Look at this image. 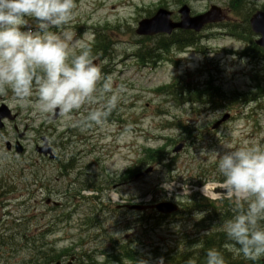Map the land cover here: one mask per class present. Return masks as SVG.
Masks as SVG:
<instances>
[{"label":"rangeland","instance_id":"374dc122","mask_svg":"<svg viewBox=\"0 0 264 264\" xmlns=\"http://www.w3.org/2000/svg\"><path fill=\"white\" fill-rule=\"evenodd\" d=\"M227 2L77 0L75 18L66 30L70 41L82 46L85 40H92L90 34L95 31L106 35L109 51L105 60H97L113 89H121L118 106L110 114L115 120L82 131L74 126L76 115L70 119L54 115L34 122L30 110L0 99V108L5 105L13 114V122L6 123L0 131V264H50L48 261L53 258L46 254L63 251L68 252L59 259L63 263L74 255V264H112L110 257L126 248L125 242H130L149 264H160L168 250L172 255L186 249L190 240L183 239L182 233L192 241L201 236V226L193 228L185 217L163 222L155 215L154 224L160 226L151 227L152 223H138L137 212L117 207L182 202L191 192L218 199L214 190L225 187L217 170V153L225 148L264 147V63L252 65L228 54L241 52L242 44L229 38L225 31L213 38L212 27L200 34L206 38V59L186 54L178 55V59L188 58L179 59L182 63L178 67L170 63L154 69L138 67L134 56L137 47L150 49L156 39H141L134 31L139 21L160 8L176 15L184 4L197 14L210 6L225 9ZM246 4L249 11L254 8L255 12L264 6V0H246ZM175 15L173 20H178ZM242 27L244 24L240 23L238 29ZM78 50L80 47L75 49ZM174 51L170 49L167 54ZM177 74H191V79L203 83L212 75L222 92L252 91L245 99L258 101L244 109L236 105L229 112L201 105L179 107L171 98L156 92ZM224 115L228 119L212 132L211 126ZM176 119L189 126L195 142L178 154L172 153L174 141L189 137L183 130L165 125ZM41 137L52 148L55 160L35 153ZM16 141L25 148L22 156L5 149V143ZM165 141L168 155L164 165L155 166L151 174L139 179L121 176L134 160L144 158L143 149L163 146ZM147 169L143 165L140 172ZM86 186H91V191L82 192ZM195 250H200L198 243Z\"/></svg>","mask_w":264,"mask_h":264},{"label":"clouds","instance_id":"9594fccd","mask_svg":"<svg viewBox=\"0 0 264 264\" xmlns=\"http://www.w3.org/2000/svg\"><path fill=\"white\" fill-rule=\"evenodd\" d=\"M77 7V0H0V99L30 110L34 122L76 115L74 126L86 131L105 124L121 89L102 75L90 49L70 41L66 29ZM217 154L218 173L236 206L220 225L226 248L257 264L264 259V147ZM205 264H226L224 254L207 250Z\"/></svg>","mask_w":264,"mask_h":264},{"label":"trees","instance_id":"16d2710c","mask_svg":"<svg viewBox=\"0 0 264 264\" xmlns=\"http://www.w3.org/2000/svg\"><path fill=\"white\" fill-rule=\"evenodd\" d=\"M237 5L240 4L241 0L235 1ZM240 10H237V7L235 8V14L240 15L245 10L244 6L243 9L239 8ZM249 11V9H248ZM247 18H243L245 21ZM247 21V20H246ZM232 32H235L236 26L231 25ZM248 27V26H247ZM245 27L243 30L242 35H249L250 31L249 29ZM241 35V34H240ZM196 37L189 33L184 32H178L174 34L173 36L169 38H163L160 37L156 40L154 45L150 49H144V47L141 48L142 53L138 52V58L141 63H152L156 64L161 59L160 55L163 53H166L171 46L177 48V49H183L187 46H193L196 43ZM100 46L98 50H96L97 46ZM108 46L107 39L105 37L97 38L96 43L94 46H92L91 54L94 55V57H98L99 59H102L104 55L107 53L106 47ZM94 47V48H93ZM109 50V49H108ZM103 51V52H101ZM102 53V54H101ZM211 89L213 90V93H211ZM161 93H163L167 97H171L173 99L172 101L176 102L178 105L184 104L187 102L190 103H208L212 104L216 108L223 107V102H230L232 100H244L243 95H235L231 94L229 97H224L217 88H207L205 91L200 92L199 89L193 88L190 89L187 87L186 84L178 83L176 80L169 86L162 88ZM178 128L180 125H177ZM189 133V130L185 131ZM165 151L164 148H158L155 150H148L145 157L146 163H161L163 158H165ZM148 165V164H147ZM138 167L131 169V171L128 173V176L133 175L137 173ZM135 172V173H134ZM207 200L203 198L199 199H193L192 204L190 205L194 209L202 210L207 208L205 212H203L200 219V224H202L201 229L204 232L201 236H199L198 241L200 250L196 251L195 247H192L189 249H186L182 252H177L176 256L169 257L168 264H205V254L206 251L209 249H215L218 251H221L224 254L226 264H251L250 261L245 260L242 256H235L232 253H230L226 248V238L223 234V232H214L209 231L207 228H209V224H214L213 222H217L218 225L215 227H220V225L223 223V221L230 219L234 213H235V205H232L230 201H222L220 205H216V203L213 202H205ZM209 221V222H207ZM197 227V225H195ZM136 252L134 250H128V248H120V252L116 255H112L110 258L113 263L115 264H140L139 257L136 256ZM52 261H57L61 256L60 255H54ZM168 259V258H167ZM166 259V260H167ZM165 260V261H166ZM164 261V262H165ZM257 264H264V259H261L257 262Z\"/></svg>","mask_w":264,"mask_h":264},{"label":"water","instance_id":"95a60500","mask_svg":"<svg viewBox=\"0 0 264 264\" xmlns=\"http://www.w3.org/2000/svg\"><path fill=\"white\" fill-rule=\"evenodd\" d=\"M179 14L181 15L180 22L177 24L171 23L170 21V13L159 10L154 17L148 20H143L139 23V28L136 30V34L139 36H153L156 34H170L173 29H182V30H193L195 32H198L202 29V27L207 23H216L222 21V17H220L219 10L216 8H212L208 13L202 16L193 17L191 18L189 16V10L184 7L179 11ZM250 26L253 31V33L260 35L261 38L259 41H257V45L264 47V13L258 12L255 15H253L250 19ZM4 110V109H2ZM7 114H0V128L1 125V119L3 117H6ZM225 120V118L223 119ZM220 124L215 125V128ZM8 148V147H7ZM182 146H178L175 148L174 152L180 151ZM16 152L19 154L20 149L17 148ZM40 153L48 154L49 149L46 147V145L39 149ZM130 209L134 210H142L143 208L133 206L129 207ZM158 212L163 214H171L174 213L177 208L171 204H159L154 207ZM59 264V263H57ZM70 264V263H69Z\"/></svg>","mask_w":264,"mask_h":264}]
</instances>
